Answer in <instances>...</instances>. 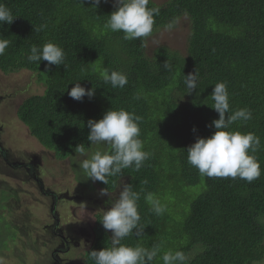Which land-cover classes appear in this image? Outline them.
Here are the masks:
<instances>
[{"label": "trees", "instance_id": "1", "mask_svg": "<svg viewBox=\"0 0 264 264\" xmlns=\"http://www.w3.org/2000/svg\"><path fill=\"white\" fill-rule=\"evenodd\" d=\"M0 3L16 17L11 25L0 26V35L10 42L0 55V70L30 71L43 85L44 93L29 97L18 110L20 121L43 147L62 160L80 154L75 148L81 144L86 153L93 152L87 139L89 120L99 121L110 109L142 117L140 138L149 158L139 171L128 168L109 177L108 185L96 181L109 194L121 184H131L140 195L144 234L137 237L134 232L122 243L148 248L161 244L153 264H163L161 257L168 250L183 251L186 264H253L264 258V0H168L163 5L150 1L149 7L161 12L153 33L137 40H124L123 32L105 27L116 10L115 0H102L97 9L88 0ZM182 18L190 25L186 55L163 46L148 55L150 39ZM48 42L64 49L67 69L28 61L33 45ZM104 69L123 72L128 83L113 88L100 76ZM195 71L197 89L190 93L184 79ZM77 82L87 89L94 86L95 96L70 98L67 91ZM219 82L228 85L230 112H252L250 120L236 121L228 129L260 138L258 150L251 154L258 158L261 175L251 183L201 175L187 160L186 150L198 137L209 138L217 131L211 126L219 119L211 108V94ZM149 194L160 201L163 214L151 210ZM10 198L0 192V209ZM101 220L102 215L101 234L96 236L94 230V246L85 254V264H93L92 250L111 245L112 232ZM13 230L0 216V254L6 249L4 242H17L18 232Z\"/></svg>", "mask_w": 264, "mask_h": 264}, {"label": "clouds", "instance_id": "2", "mask_svg": "<svg viewBox=\"0 0 264 264\" xmlns=\"http://www.w3.org/2000/svg\"><path fill=\"white\" fill-rule=\"evenodd\" d=\"M101 2L102 0H88V3L96 9ZM104 2L107 3V0ZM149 3L150 0H115L116 10L108 15L105 27L114 33L123 32L124 40L149 37L154 31L155 17L159 16L161 12L159 7H149ZM15 19L11 9L0 3V26L5 23L11 25ZM176 23H178V19L165 25V30L173 29ZM35 30L39 31L40 29ZM9 43L7 38L0 35V55H4ZM27 59L29 62L46 61L48 62L46 67L49 69L53 65L66 68L64 49L52 42H48L42 47L33 45ZM164 66L169 68L167 62ZM100 76L105 83H110L113 88H123L128 83L127 76L121 71L109 72L108 69H104L100 72ZM198 80L199 73L197 71L185 76L184 84L190 93L197 89ZM74 85L70 91H67L70 98L82 101L85 96L89 99L95 96L96 88L94 86L87 89L80 82ZM211 99L214 102L211 108L219 114V119L214 120L211 125L217 131L209 138L198 137L196 142L187 148L188 163L195 167L201 175L239 178L251 183L261 175L258 158L251 154L258 150L260 138L253 132L242 133L228 129L236 121L250 120L252 112L247 108L230 112L229 91L226 82L215 84ZM141 122L142 117L124 109H110L99 121L89 120L87 122V127L90 129L87 139L91 145L106 146V150H96L90 154L86 153L82 144L75 148L78 153L86 156L79 162V168L88 179L108 185V178L121 174L124 169L134 168L135 171L141 169L144 161L149 158V153L143 150L144 145L140 138ZM75 155L77 154L73 156ZM57 158L59 157L57 156ZM100 195L110 194L105 188L100 190ZM139 199L140 195L133 190V186L124 184L119 192V197L110 203L109 210L103 211L101 224L106 231L112 232L111 245L99 251L92 250L89 253V259L93 264H153L154 259L161 252V244H154L148 248L122 243L124 238L134 232L137 237L144 234L145 229L140 224L141 216L138 211ZM146 199L150 202L151 210L155 214H163L165 209L159 200L153 199L151 194ZM161 259L163 264H186L188 257L183 251L168 250L163 253Z\"/></svg>", "mask_w": 264, "mask_h": 264}, {"label": "rangeland", "instance_id": "3", "mask_svg": "<svg viewBox=\"0 0 264 264\" xmlns=\"http://www.w3.org/2000/svg\"><path fill=\"white\" fill-rule=\"evenodd\" d=\"M150 1L163 5L168 0ZM176 25L150 39L146 53L151 55L163 46L186 55L189 21L182 18ZM44 90L30 71L5 74L0 70V192L11 195L0 216L18 232L17 242H4L6 250L1 247L0 264H85V254L94 246V230L96 236L101 234L99 218L124 186L101 196L102 188L79 168L86 156L61 160L30 135L17 113L29 97L42 95ZM93 147V152L106 150L104 145ZM48 193H55L59 202H53ZM53 216L60 219L58 231L70 241L67 250L52 232ZM253 264H264V258Z\"/></svg>", "mask_w": 264, "mask_h": 264}, {"label": "flooded vegetation", "instance_id": "4", "mask_svg": "<svg viewBox=\"0 0 264 264\" xmlns=\"http://www.w3.org/2000/svg\"><path fill=\"white\" fill-rule=\"evenodd\" d=\"M0 157H1V156H0ZM48 195L51 197V200H53V202H59V198L57 197V195H55V193H48ZM56 206H57V208H56L55 212L58 213V209H59V207H58V205H56ZM54 208H55V207H52L51 210H49V211L53 213ZM59 214H60V213H59ZM57 222L60 223V219H59L58 217H56V216H53V218H52V223H51V224H53V225L56 224L57 226L54 227L55 229H52V232L58 235V237H57L56 239L61 240L62 245L64 246V248H62V249L67 250V249H68V245H70V241L68 240L67 237L62 236V232H59V231H58V226H59V224H58ZM48 226H49V225H48ZM56 227H57V228H56ZM54 258H55V257H54ZM55 264H56V263H55Z\"/></svg>", "mask_w": 264, "mask_h": 264}]
</instances>
